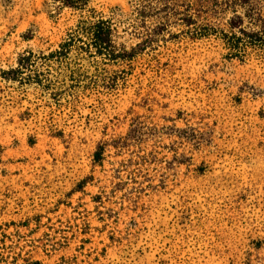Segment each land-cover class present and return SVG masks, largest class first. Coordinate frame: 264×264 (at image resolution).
I'll list each match as a JSON object with an SVG mask.
<instances>
[{
    "label": "rangeland",
    "instance_id": "obj_1",
    "mask_svg": "<svg viewBox=\"0 0 264 264\" xmlns=\"http://www.w3.org/2000/svg\"><path fill=\"white\" fill-rule=\"evenodd\" d=\"M90 7L127 56L0 0V264H264V52L228 47L264 0Z\"/></svg>",
    "mask_w": 264,
    "mask_h": 264
},
{
    "label": "trees",
    "instance_id": "obj_2",
    "mask_svg": "<svg viewBox=\"0 0 264 264\" xmlns=\"http://www.w3.org/2000/svg\"><path fill=\"white\" fill-rule=\"evenodd\" d=\"M54 3H58L60 7H66L74 11H88L90 14L85 18L79 19L73 35H70L68 39L63 41L59 45V49L53 52V55H64L75 43V37L81 34L82 37L78 40L83 44L79 45L80 49L86 47V51L95 57L101 59H116L119 57L127 56V52H120L114 45L113 37L116 34V28L109 19H104L97 15H94L93 7H90L92 0H52ZM261 23H256L257 30H247L243 27V17L236 15L229 20V27L231 30L236 29L237 32L232 33L229 38L228 47L232 50V55L240 57V54H244L247 48L258 49L264 52V18L261 19ZM85 45V46H84ZM56 53V54H54Z\"/></svg>",
    "mask_w": 264,
    "mask_h": 264
}]
</instances>
